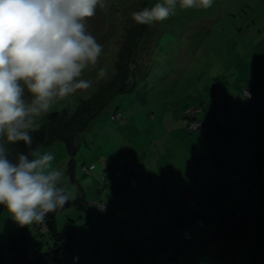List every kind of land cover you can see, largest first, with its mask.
Masks as SVG:
<instances>
[{
    "label": "crops",
    "instance_id": "obj_1",
    "mask_svg": "<svg viewBox=\"0 0 264 264\" xmlns=\"http://www.w3.org/2000/svg\"><path fill=\"white\" fill-rule=\"evenodd\" d=\"M115 57L116 55L110 61L112 68ZM113 73L114 68L112 72H107L108 75ZM83 80H86L84 76ZM212 84L216 90L206 79L202 83L201 95L212 91L215 98L211 104L217 112L204 107L200 111L190 113L194 117L205 119L202 128L200 126L189 130L185 126L184 116L188 111L186 107L191 105L187 100L178 101V107H173L174 103L160 101L161 106H165L156 110L159 116L156 112H151L152 121L141 116L152 124L158 121L167 123L171 126L167 128V134L180 135L181 143L187 144L184 149L180 148L179 152L173 151L167 159L164 157L162 161L156 162L155 159L162 156L157 151L144 153L143 149L141 160L142 156L132 147L109 149L106 141L102 139L105 132L98 136V148H86L87 154L84 155L83 161L89 164L94 162L95 167L91 172H83L81 167L75 170L76 184L81 187L87 199L85 207L77 213V218H81L83 226L79 227L76 234L82 235L74 236L69 242L68 255L63 251L60 260L47 264H158L161 260L175 255L179 264H264V248L259 244L261 238H264V229L257 227L261 222L260 218H264V200L257 199L255 203L247 204L245 200H240L241 191L239 194L233 191L234 187L245 189L247 185H251L252 178L242 180V170L251 168L252 164L257 168V162L264 163V125L259 123L261 117L257 119L259 122L253 120L247 123L248 120L245 119L248 115L240 114L238 109L237 121L232 122L218 107L219 88H222L219 87L220 83L214 80ZM207 104L208 102L204 103V106ZM169 106L170 110L166 109ZM164 110L166 113L160 112ZM134 113L135 111L131 110L118 121V126L126 128L125 126L137 122L138 117ZM216 117H219L218 121L212 122ZM136 136L137 134H133L126 139L132 141L130 144H134L133 139ZM93 139L96 143L97 136ZM241 139L248 140L249 143H246L244 148L237 149ZM229 143L232 145L228 146ZM165 155L164 153L163 156ZM235 159L239 162L236 163ZM121 160L131 165L130 173L135 178L134 185L126 175H112L113 169L120 166ZM233 173L241 178L240 183L233 181ZM261 173L264 174V168H261ZM101 174L105 175L102 183ZM261 182L264 184V180ZM229 185H232V188L225 190ZM231 190L233 196L230 195ZM71 191L76 194L74 188ZM215 193L218 195H214ZM219 196L230 201L229 207H233V210L238 209L235 210L239 216L238 223L226 231L222 227L223 223L235 215L230 209H224L222 215L203 211L212 209V201ZM96 200L101 203L96 205ZM195 202L204 207L200 217L202 226L197 227L192 221L186 224V228L194 241L205 237L209 242L198 247L191 244L184 251L180 249L177 255L176 245L183 246L186 242L181 240L180 228L172 227L190 222L189 219L193 216L192 204ZM254 204L260 208L253 209ZM63 216L58 215L56 221L60 219L61 222ZM250 217L258 218L259 221L251 222ZM248 224H253L254 228L246 227ZM26 226L19 225L18 231L23 233L29 242L36 236V232L32 224ZM14 227L15 221H10L9 232L1 235V241L6 240L10 231L16 229ZM250 235L258 236L259 251L255 248L254 253L244 254L245 246H256H251L254 239H249ZM239 242H242V246ZM74 251H79L81 255L80 259L72 262L71 254ZM10 257L11 250L0 252V264H9ZM218 257L222 259V263H218Z\"/></svg>",
    "mask_w": 264,
    "mask_h": 264
},
{
    "label": "rangeland",
    "instance_id": "obj_2",
    "mask_svg": "<svg viewBox=\"0 0 264 264\" xmlns=\"http://www.w3.org/2000/svg\"><path fill=\"white\" fill-rule=\"evenodd\" d=\"M156 3H163V0H100L95 14L86 18L85 30L96 38L97 43L102 47V51L97 63L88 65L82 71L79 79H83L84 76L91 82H95L106 77L99 76L101 68L106 69L107 72H112L113 68L110 61L112 57L114 59L126 31L131 27L132 13L140 12L146 7L151 8ZM140 38L137 53H140L141 56V68L146 67V76L140 78L138 74L135 75L137 83H134L126 93L116 94L109 106L90 125L86 135L83 136L85 141L82 142L74 155L76 161L79 162L84 158V155L87 154L86 148L90 147L92 150L98 148V134L100 132L106 133L102 139L104 142L106 141L109 149L122 147L129 149L132 147L139 156H142L141 160L143 149L144 153L146 151L159 152L162 156L155 159L156 162L162 161L164 157L167 159L169 154H173V151L177 153L180 148L184 149L187 144L181 143L180 135L167 134V128L171 127L167 123L158 121V123L152 124L150 121L153 118L150 114L156 112L158 108L163 109L165 105L161 106L160 101L162 103L168 101V104L174 103L173 107H176L178 101L187 100L188 104H191L186 107V110H189L203 99L204 103L208 102L204 106L205 109L208 108L210 111L213 109L212 112L216 113V109L211 104L215 98L212 91L204 92V96L199 92L206 79L211 87L214 88L212 84L214 80L220 83L219 87H222L219 88L220 104L218 107L223 114L226 115L229 113V108L235 107L238 112L248 115L245 119L248 120L247 123L253 122V120L258 121L257 119L261 117V121L258 122L264 125V0H213L212 6L207 9L199 6V4L192 8H183L180 6V0H177L174 13L170 14L164 21L146 24ZM243 82L251 90L257 88L252 90L250 103L241 97L240 87ZM80 90L78 89L64 98L55 99L48 111L58 110L68 114L75 109L76 93H79ZM133 102H135L134 105ZM116 106L120 109L132 108L138 117L137 122L125 126L126 128L118 126L120 120H113L111 113ZM170 107H166V109L170 110ZM160 112L166 113L165 110ZM44 114L36 118L39 124ZM155 114L159 116L157 112ZM141 116L150 121L143 120ZM216 118L217 120H215ZM216 118H213L212 122L218 121L219 117ZM133 134H137V136L133 139L134 144H130L132 141L129 142L126 138L133 136ZM95 136H97L96 143L93 139ZM240 136L245 137L244 135ZM90 141L92 142L89 145ZM241 141V144L236 146L237 149L244 148L249 143L248 140L243 141L241 139ZM232 144L229 143L228 146ZM37 149L40 152L52 151L54 155L53 165L64 172V179L66 180V168L70 155H68L63 141L39 146ZM162 152L166 155L163 156L164 153L162 154ZM235 162L239 161L236 160ZM257 166L255 168L252 164L251 168H245L241 173L242 180L252 178L253 185H247L245 189L242 187L232 189L236 191V194L241 191L240 200H245L247 204L255 203L257 199L264 200V184L261 182L264 180V174L261 173L264 163L257 162ZM232 177L237 181L236 175L232 174ZM71 182L66 184L70 191V187L77 188L76 183L72 184ZM230 188L232 185L224 189L229 190ZM232 190L230 195L233 196ZM218 193L221 194V192ZM230 204L226 198L219 196L212 201V209L203 211H213L222 215L224 209H230L235 214V210L238 211V209L233 210V207H229ZM254 206L253 209L260 208L257 204ZM79 211L78 209L74 210L73 207H67L57 214V216L64 215L61 222L60 219H57L59 228L66 215L76 219L75 222H80L81 218H77ZM250 218L251 222L259 221L258 218ZM260 220L261 222L257 227L264 229V218H260ZM10 221H14V219L8 210L6 208L0 210V252L3 253L10 251L6 246V240L1 241V235L9 232ZM252 225L248 224L246 227L254 228ZM32 226L36 234L39 233L37 235L40 239L39 242L42 241L40 242V249H47L46 240L50 244L52 242L50 234L42 227L36 228L34 223ZM14 228L16 229L11 231L17 232L19 229L17 222H15ZM241 236L242 234H240ZM250 236L249 239L253 238V241L256 242V244L251 242V246H256H245L244 254L254 253L255 248L259 251L258 236ZM26 242L29 254L35 256L37 251H33L34 244L31 240ZM239 243L242 244V242ZM259 244L264 248V238H261ZM64 252L65 255H68L69 250L64 249Z\"/></svg>",
    "mask_w": 264,
    "mask_h": 264
},
{
    "label": "clouds",
    "instance_id": "obj_3",
    "mask_svg": "<svg viewBox=\"0 0 264 264\" xmlns=\"http://www.w3.org/2000/svg\"><path fill=\"white\" fill-rule=\"evenodd\" d=\"M213 0H180L207 9ZM100 0H0V205L20 226L43 223L74 198L52 151L32 148L36 118L55 99L91 81L79 79L95 65L102 47L85 30ZM177 0L133 12L137 24L164 21ZM107 75L101 68L99 76ZM20 142L28 151L18 148Z\"/></svg>",
    "mask_w": 264,
    "mask_h": 264
},
{
    "label": "trees",
    "instance_id": "obj_4",
    "mask_svg": "<svg viewBox=\"0 0 264 264\" xmlns=\"http://www.w3.org/2000/svg\"><path fill=\"white\" fill-rule=\"evenodd\" d=\"M145 25L137 24L133 20L131 27H129L126 31L125 37L123 38V41L121 42L120 47L116 53L113 66L115 73H113L112 75L107 74L104 79H98L95 82H91V87H89L88 89H81L79 93L77 92L76 107L68 114L64 111L60 112L58 110H51L46 112L43 115L42 120L40 121L39 128L32 133V148L34 149H37L39 146L55 143L56 141H63V143L65 144L66 151L68 155H70L68 166L66 168L67 178L66 180L64 179L65 184H67L69 181H72V184L76 183V168L78 169V167H81L83 169V172H91L95 167L94 162L90 164L85 163V161H83L84 158L81 159V162H78L74 157L82 142L85 141L83 136L86 135V131L89 129L90 125H92L93 122L96 121V119L101 115V113H103L106 107L109 106L110 102L113 100L116 94L126 93L134 83H137L135 80V75L138 74L140 78H142L144 75L146 76V67L141 68L138 61V58L141 56L140 53H137L139 42L141 39L140 35L143 32ZM86 80L90 81L87 78ZM245 84L246 83L243 82L240 87L241 97L244 101L250 103V97L253 93L252 90L254 91L256 87L251 90V88H249ZM245 89H248L250 91V95L247 97V99L243 95V90ZM203 108L204 100H200L198 104H195L186 112L184 116V124L187 128H189V130H195L205 122V119L203 118H197L190 115V113L200 111ZM236 109L237 108L235 107L229 108V113L226 114V117H230L232 122L237 121ZM131 110L132 108L125 107L120 109V107L116 106V108H114L111 112L113 114V120L123 119V117L127 115ZM241 113L242 112H240V114ZM192 119H196L201 122L193 129L189 127V123ZM100 135H102V132L98 134V136ZM18 148L21 151H28V149L24 147L23 142L19 143ZM113 160H115L114 157ZM119 162L120 166H116L113 169L112 175L115 177L126 175L129 178L130 183L134 185L135 178L130 173L131 165H129L128 162L122 160ZM233 174L237 176V181L234 179L233 181L238 182L239 180H241V178L236 173ZM100 176L101 178H103L101 180L102 183L105 175L101 174ZM250 183L251 185H253L252 182ZM75 186L77 187L74 188L76 194H74L72 191L74 198L71 199L63 209L59 210L56 213L49 214L43 223H34L36 228L39 229L42 227L50 234L52 242L50 244L49 241L46 240V243L48 245L47 249H40V242L42 241L39 242L40 239H38V233L33 238V240H31V242L34 244L33 251H37V253L35 254V256H31L28 252L26 244L27 237H24L23 233H21L20 231H10V234L6 238V246L11 250V258L9 260V264H47L52 261H58L61 259V255L64 249H67L69 247L68 245L72 238L74 236L76 237L78 235H82V233L76 234V232L79 230V227L81 228L83 226V222H75L76 219L67 216L60 228L56 223L57 214H59L61 211H64L67 207H75L79 210L85 207L87 199L84 195V192L79 185L76 184ZM70 188L72 189L73 187ZM214 195H218V193H215ZM95 203L97 205V203L99 204L101 203V201L96 200ZM3 208H5V206L0 205V210H2ZM203 209L204 207L202 204L199 205L197 204V202L193 203V216L191 219H189L190 222L186 221L185 223L172 227V229H175L177 227L180 228L182 238L181 240L186 242L183 246L176 245V254L179 253L180 249L184 251V249H187L191 244L195 247H198L201 244H207V242H209L205 237L194 241V239L191 238L188 229L186 228V224H189L192 221L197 227L202 226L200 217ZM237 215L238 213L236 212L235 215H233L234 218L228 219L225 223H223L222 227L225 229L224 231H226V229H232L237 224V222L239 221V216ZM197 220L200 222L197 223ZM80 255L81 254L79 251L72 252V262L80 259ZM165 262H168V264H179L178 257L176 255L167 257L161 260L158 264H165ZM222 262V259L218 257V263Z\"/></svg>",
    "mask_w": 264,
    "mask_h": 264
},
{
    "label": "built area",
    "instance_id": "obj_5",
    "mask_svg": "<svg viewBox=\"0 0 264 264\" xmlns=\"http://www.w3.org/2000/svg\"><path fill=\"white\" fill-rule=\"evenodd\" d=\"M243 95H244V97L247 99V97L250 95V91H249L248 89L243 90ZM199 123H201V122H199V121L196 120V119H192V120L190 121V123H189V127H190L191 129H193V128H195ZM198 222H200V221L197 220V223H198ZM186 236H187V234H186ZM165 264H168V262H165Z\"/></svg>",
    "mask_w": 264,
    "mask_h": 264
}]
</instances>
